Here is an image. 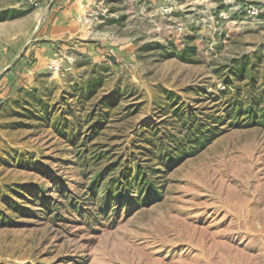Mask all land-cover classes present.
I'll list each match as a JSON object with an SVG mask.
<instances>
[{
    "label": "rangeland",
    "instance_id": "obj_1",
    "mask_svg": "<svg viewBox=\"0 0 264 264\" xmlns=\"http://www.w3.org/2000/svg\"><path fill=\"white\" fill-rule=\"evenodd\" d=\"M177 3L166 16L155 0L95 1L90 51L50 40L60 0H0V264H264V127L236 125L239 91L216 72L246 62L257 93L264 0ZM41 42L64 70L51 57L28 72ZM220 118L193 148V119ZM137 162L142 187L132 171L103 193Z\"/></svg>",
    "mask_w": 264,
    "mask_h": 264
},
{
    "label": "trees",
    "instance_id": "obj_2",
    "mask_svg": "<svg viewBox=\"0 0 264 264\" xmlns=\"http://www.w3.org/2000/svg\"><path fill=\"white\" fill-rule=\"evenodd\" d=\"M202 43H203V40H202ZM171 48L176 50V52H178L176 44L171 45ZM204 48H205V43L202 47H200V45H192V46L187 45L183 47L181 52H184L187 55H190V57H192L193 55L198 54V52L200 50H203ZM192 60L193 59H191V61ZM221 70L223 71L226 70L224 73L223 71L221 73V77L224 83L228 86L233 85L235 87V91L236 92L239 91L240 108L238 107L237 109H233L232 112L229 114L230 117L233 116V118H236L235 119V122H237L236 125L237 126H239L240 124L241 126L260 125L264 127V79L262 80V82L260 81V85H259V89L257 93L253 94L251 91L249 92V90L244 92V87L246 90L247 89L246 87L248 85H254L257 82V80H259V77L258 75H256V73L253 71L252 68H249V66H247L246 62H241L235 65L230 64L228 67L227 65H225L219 69H216V72H221ZM240 81H245V82L244 84H242L243 82L241 83ZM222 93H224V91H222ZM181 116L182 114L179 115V117ZM223 120H224L223 118L211 119L210 121H206L207 123L202 125L201 119H193L194 122H192V125L188 126V130H187V133L195 130V134H193L192 140L189 141L193 143L194 145L193 148H195L196 145L201 144L203 140H206L209 136L218 132V130L215 128V125L218 123L224 122ZM211 122H213L214 125L211 126ZM84 143H86V140L84 141ZM87 157L88 156H83L80 158V160L82 162H86L87 165L93 164V163L95 164V166L103 165V159H104L103 155L100 154L97 156H91L90 157L91 159L85 161ZM164 158H165L164 156L161 157V160ZM177 161H179V159H175V158L170 159L171 163L177 162ZM116 163L117 162L115 161L108 163V165L104 166V168H101L100 170L95 171V175L91 177L92 179L90 180V184H89L91 188L90 189L91 194H95V192L96 193L99 192V191H96L97 190L96 188H98L99 190L100 182L102 180H105L103 179L105 176L103 173V170H105V172L116 170V167H115ZM140 167H141L140 163L137 162L134 167L135 168L134 170L128 166L129 169L119 172V174L116 175V177H113V178L111 177L110 180H106L105 181L106 185L103 187L104 188L103 193L107 195L108 193L112 191V188L117 184V192L115 193V195L118 194L119 193L118 191L123 186H126V183L124 184V182L128 180V177L130 174H132L131 173L132 171H133L132 177L134 178V181H137L138 187H142L144 179H143V174L140 172ZM30 190L31 189H27V191H30ZM44 192L45 191H40L41 196L43 198L45 197ZM109 196H113V195H109ZM20 210L23 211L24 209L21 208Z\"/></svg>",
    "mask_w": 264,
    "mask_h": 264
},
{
    "label": "crops",
    "instance_id": "obj_3",
    "mask_svg": "<svg viewBox=\"0 0 264 264\" xmlns=\"http://www.w3.org/2000/svg\"><path fill=\"white\" fill-rule=\"evenodd\" d=\"M97 0H60V6L57 8L59 13H53L52 9L49 16V22H51V41L54 39H72L75 38L76 41H80L83 44L81 49L92 50L94 51L95 41L93 37L89 38L90 31L89 27L83 25L81 17L85 14L89 6L95 3ZM66 39V40H67ZM16 46V43L13 42L12 47ZM36 46V45H34ZM54 46H50L49 43L41 42V44L36 46V57L39 58V61L36 64L32 65L28 72H38L48 66L50 58L54 57L55 51L52 50ZM30 50V49H29ZM26 54V53H25Z\"/></svg>",
    "mask_w": 264,
    "mask_h": 264
},
{
    "label": "built area",
    "instance_id": "obj_4",
    "mask_svg": "<svg viewBox=\"0 0 264 264\" xmlns=\"http://www.w3.org/2000/svg\"><path fill=\"white\" fill-rule=\"evenodd\" d=\"M159 2V11L163 15H171L177 9V0H155ZM255 13V12H252ZM50 70L61 71L64 70V64L62 59L55 57L49 64Z\"/></svg>",
    "mask_w": 264,
    "mask_h": 264
}]
</instances>
